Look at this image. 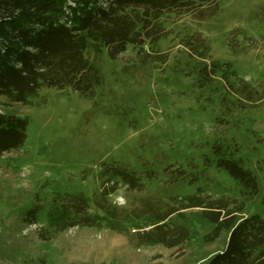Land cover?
I'll return each mask as SVG.
<instances>
[{"label": "rangeland", "instance_id": "374dc122", "mask_svg": "<svg viewBox=\"0 0 264 264\" xmlns=\"http://www.w3.org/2000/svg\"><path fill=\"white\" fill-rule=\"evenodd\" d=\"M220 4L204 20L163 17L166 64H142L131 45L116 59L90 46L104 76L91 98L70 87L0 97L1 113L29 122L24 145L0 154V264H207L229 234L216 213L264 217V0ZM195 33L263 92L223 123L217 95L185 74L180 42ZM221 157L251 171L258 192L247 196ZM59 218L71 225L51 227Z\"/></svg>", "mask_w": 264, "mask_h": 264}, {"label": "trees", "instance_id": "16d2710c", "mask_svg": "<svg viewBox=\"0 0 264 264\" xmlns=\"http://www.w3.org/2000/svg\"><path fill=\"white\" fill-rule=\"evenodd\" d=\"M98 1L0 0V97L26 103L43 87H70L81 97L91 98L104 76L86 55L90 46L107 48L116 59L131 45L142 64H166L169 54L156 47L169 34L163 17L192 14L204 20L216 15L221 5L220 0H106L105 5H97ZM180 44L189 60L185 74L193 75L199 88L217 95L220 123L234 109H246L248 102L263 98V92L240 77L231 62L212 57L211 43L203 34L186 35ZM229 47L237 54L231 41ZM28 124L26 117L0 112V154L24 145ZM215 151L222 154V146L216 145ZM219 165L247 196L258 192L256 177L238 160L221 157ZM214 216L218 228L225 224L229 234L224 248L207 264H264L262 215L233 223H225L217 213ZM59 219L60 223L51 221V227L61 230L71 225Z\"/></svg>", "mask_w": 264, "mask_h": 264}]
</instances>
